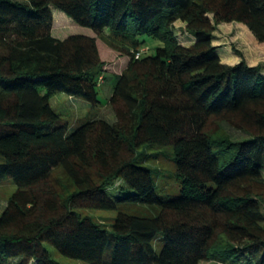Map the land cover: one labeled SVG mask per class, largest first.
I'll use <instances>...</instances> for the list:
<instances>
[{
	"label": "trees",
	"instance_id": "trees-1",
	"mask_svg": "<svg viewBox=\"0 0 264 264\" xmlns=\"http://www.w3.org/2000/svg\"><path fill=\"white\" fill-rule=\"evenodd\" d=\"M58 18L87 30L56 34ZM223 23L264 43V0H0V184L15 185L0 264H61L48 246L90 264H264V66L224 62ZM145 36L162 42L147 57ZM109 77L115 122L87 114L69 132L51 98L99 110ZM151 147L171 148L176 196L157 193Z\"/></svg>",
	"mask_w": 264,
	"mask_h": 264
},
{
	"label": "rangeland",
	"instance_id": "rangeland-1",
	"mask_svg": "<svg viewBox=\"0 0 264 264\" xmlns=\"http://www.w3.org/2000/svg\"><path fill=\"white\" fill-rule=\"evenodd\" d=\"M58 11L54 7V12ZM57 18V16H56ZM55 22L54 30L56 34H75L77 32H85L87 29L71 22L61 20ZM173 33L176 35L178 41L183 45L190 46L193 44V36L188 34L185 29V24L181 21H176L173 24ZM107 32V31H106ZM215 45L222 47V58L224 62L228 64H236L241 60L240 55L245 58L251 66L263 65L264 66V43H260L256 40L254 35L242 24L237 23H223L220 24L215 33ZM140 40L145 42L140 47V52L143 57L151 56L156 53V49L162 45V42L149 36L141 37ZM108 57L111 68L120 70L121 60L118 59L116 52L112 55H105ZM116 67V68H115ZM110 68V69H111ZM114 70V71H115ZM110 77H112L110 75ZM101 80V86L98 87L99 100L101 102L100 109L92 108L91 105L84 99L72 98L65 93H57L54 95L50 102L56 112L61 115V122L67 124L69 132H72L80 123L87 120L85 116L87 114L89 118L95 116L97 113L105 114L106 119L114 123L116 120L115 113L109 103V98L112 94V87L114 80L112 78ZM89 111V113H88ZM229 133L235 141H241L248 136L243 132L237 130L228 129ZM148 153L157 154L150 156L147 165L157 169L158 174L155 175V185L157 193L162 197L176 196L180 191L179 182L174 176V160L171 158V148L169 147H154L147 148ZM118 186L116 188L118 189ZM15 191V185L7 179L4 183L0 184V214L7 206L8 200L12 193ZM83 215L94 217L99 222L109 223L116 217V211H107L99 209H79ZM53 258L61 264H90L88 262L69 258L61 255L55 248L48 246ZM202 264H234L230 261L223 260L222 258H215L209 262Z\"/></svg>",
	"mask_w": 264,
	"mask_h": 264
},
{
	"label": "built area",
	"instance_id": "built-area-1",
	"mask_svg": "<svg viewBox=\"0 0 264 264\" xmlns=\"http://www.w3.org/2000/svg\"><path fill=\"white\" fill-rule=\"evenodd\" d=\"M140 57V53H136V58ZM102 80V78L100 79V81Z\"/></svg>",
	"mask_w": 264,
	"mask_h": 264
}]
</instances>
